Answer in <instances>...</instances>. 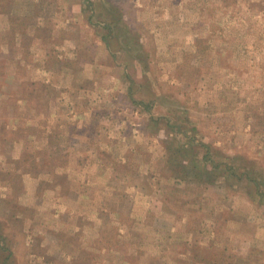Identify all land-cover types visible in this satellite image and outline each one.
Listing matches in <instances>:
<instances>
[{
  "label": "rangeland",
  "instance_id": "374dc122",
  "mask_svg": "<svg viewBox=\"0 0 264 264\" xmlns=\"http://www.w3.org/2000/svg\"><path fill=\"white\" fill-rule=\"evenodd\" d=\"M0 264H264V0H0Z\"/></svg>",
  "mask_w": 264,
  "mask_h": 264
}]
</instances>
